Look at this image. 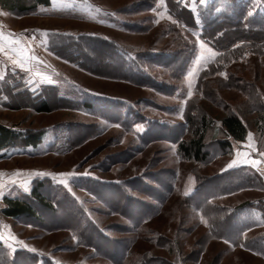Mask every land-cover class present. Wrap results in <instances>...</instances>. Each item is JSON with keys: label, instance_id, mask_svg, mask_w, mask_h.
I'll return each instance as SVG.
<instances>
[{"label": "rangeland", "instance_id": "rangeland-1", "mask_svg": "<svg viewBox=\"0 0 264 264\" xmlns=\"http://www.w3.org/2000/svg\"><path fill=\"white\" fill-rule=\"evenodd\" d=\"M178 1L196 16L212 5L233 3ZM244 2L248 15H264V0L235 4ZM10 15L4 18L21 34V58L0 55V124L40 132L41 142L1 151L0 264H116L123 247L129 251L126 264L142 254L177 264H264L247 247L252 228L250 238L258 237L254 241L263 249L253 252L264 257V127L259 132V114L250 110L256 91L264 103V53L232 60L200 39V28L178 24L165 0H50ZM207 49L216 55L205 64L201 53L207 55ZM115 68L138 71L135 76L150 86L111 77ZM245 83L252 86L250 97L240 90ZM43 102L49 112L37 111ZM227 109L248 130L243 141L229 139L224 153L212 138ZM200 110L214 123L203 163L180 154L171 140L178 134L190 138L185 117ZM249 154L260 156L259 167L243 162ZM233 160L238 163L227 167ZM247 167L256 176L253 187L211 199L233 210L232 225L243 222V231L232 233L241 243L209 238L207 218L186 197L202 178ZM39 180L43 193L62 206L52 213L34 204L37 218L2 215L4 196H26ZM118 189L154 208L141 226L115 212L122 207ZM156 189L164 193L163 203L151 197ZM106 239L116 241L118 255L103 250Z\"/></svg>", "mask_w": 264, "mask_h": 264}, {"label": "trees", "instance_id": "trees-1", "mask_svg": "<svg viewBox=\"0 0 264 264\" xmlns=\"http://www.w3.org/2000/svg\"><path fill=\"white\" fill-rule=\"evenodd\" d=\"M235 1L237 0H226V2L233 3H225L223 7L219 4L212 5V7L206 9L204 12L198 13L196 16L191 9L181 5L178 0H165L169 14L178 24L186 28H200V39L207 42L215 50L229 55L232 60L246 52L264 53V15L262 16V14H259L256 18L254 17L256 13L248 15L246 2H244L245 4H235ZM0 4L10 11L24 13L35 9L39 5L48 6L50 0H0ZM104 44L107 45L108 43ZM107 47H112V44H108ZM166 59L175 60L176 58L174 56H167ZM118 66L120 67V65ZM133 70L115 68V72L112 73L111 77L126 80L138 85L150 86L146 80L137 77L138 75L135 76V73L138 71ZM140 72L141 70L139 73ZM206 75L205 70L202 72L200 79L204 78ZM226 79L227 81L232 80L231 73H226ZM244 85L245 86L241 87L240 90L243 91L245 96L250 97L249 92L247 93V87L251 88L252 86L247 83ZM255 95L257 97H251L250 99V110L258 112L259 114L255 119V125H257L260 132L264 127L261 125V123H264V103L260 101L257 91ZM37 111L49 112L50 107L47 102H43L38 107ZM185 120L186 131L190 132V138L182 139L179 134L173 135L171 140L176 143L177 151L195 162L203 163L208 161L210 151L207 149V142L205 140L210 129L214 126L213 119H210L208 115L200 110L198 115L185 117ZM219 121L220 126L213 128L214 136L212 141L213 144L225 153V150L230 148L232 144L229 139L233 141H243L247 135L248 128L237 112L228 109L219 117ZM220 135L222 136L220 137ZM40 142V132L17 131L16 129L0 124V158L2 156L1 151L10 146L23 145L35 147ZM244 169V172L242 168H239L215 174L212 177L202 178L197 182L194 192L186 197L185 201L187 205L199 210L201 215L207 218L209 223V238L232 240V243L235 245L241 243L236 241V238H234L235 235L233 234L232 236V233L242 232V228L245 227L243 222L238 225H232L231 223L234 221L233 210L227 207L216 206L211 202V199L220 194H227L242 188L253 187V178L256 176L252 175L254 173L249 167ZM44 186V182L39 180L32 185L29 194L26 196H4V207L1 209L2 215L12 218H37L34 204L52 213L55 212L57 210V205L62 206L63 202L58 200L55 203L47 197L42 190ZM163 187L165 190L167 187L171 189L170 185H164ZM118 190L121 193L119 204H121L122 207H115V212L130 218L134 222L133 225L136 227L141 226L155 211L154 208H152L151 204L134 199L132 195L127 194L124 190ZM151 197L154 201L160 203L166 200L164 193L158 190L154 192ZM196 197L198 199H195ZM242 207L244 206L242 205ZM218 226L223 227L220 228ZM248 226L249 225H247V227ZM254 240L258 241V237L247 238V247L255 252L263 251V249L258 248L259 246H257V242ZM115 242H111L108 239L104 240V242H102L103 250L105 251V249H107L108 252L118 255L119 253L117 252ZM110 243L112 244L108 246ZM167 243L168 242H164V244ZM170 244L173 243L171 242ZM170 247L172 248V246ZM95 248L98 247L96 246ZM128 255L129 251L127 252V248L123 247L120 253V260L116 264H126L125 262ZM132 264H177V261L168 260L164 257L161 259H153L151 256L147 257L142 254L137 256Z\"/></svg>", "mask_w": 264, "mask_h": 264}, {"label": "crops", "instance_id": "crops-1", "mask_svg": "<svg viewBox=\"0 0 264 264\" xmlns=\"http://www.w3.org/2000/svg\"><path fill=\"white\" fill-rule=\"evenodd\" d=\"M10 13H12V11L8 10L7 8H4L0 4V32L3 33V39L0 40V44L3 45V51H0V55L6 57L7 59L9 58L12 61V59H16L17 60V58H21V54H20V51H19V46L22 43L21 42L22 40H21V34L18 33L19 31H13V29L11 27V24L8 23L7 20L5 19V18H7L8 20L10 19L9 18L11 16ZM35 35H36V39H37V37H38L37 32H35ZM18 41H20V42H18ZM27 53L28 54L30 53V48H29V50L27 49ZM22 62H26V60H22ZM251 150L253 152L255 151V149L253 147H252ZM250 155L251 154H249V158H247V160L251 161V162L247 163V165L248 164L249 165L252 164L254 166H258L259 167L260 156H254L252 158V156H250ZM263 179H264V176H263ZM262 227L263 226L260 225V226H256V227H253V228H262ZM252 230H254V229L251 228V229L247 230V236H250V237L253 236V234H249L248 233V232H250ZM251 254H255V256H260V258L264 259L263 256H261L260 254L255 253L253 251H252Z\"/></svg>", "mask_w": 264, "mask_h": 264}, {"label": "snow or ice", "instance_id": "snow-or-ice-1", "mask_svg": "<svg viewBox=\"0 0 264 264\" xmlns=\"http://www.w3.org/2000/svg\"><path fill=\"white\" fill-rule=\"evenodd\" d=\"M200 2H201V3H204V0H200ZM44 35H47V34L44 33ZM2 39H3V33L0 32V40H2ZM201 48H204V45H203V44H201ZM0 51H3V45H2V44H0ZM215 55H216L215 52H213L211 49H207V55H205V53L202 52V53H201V59H202L203 62L206 64L209 60H211L212 58H214ZM14 63H15V61H14ZM20 66H21V67H24L23 64H21ZM221 74L223 75V73H221ZM189 75L191 76L192 73H189ZM0 79H3V77L0 76ZM189 87H191V85H189ZM190 95H191V91H189V96H190ZM249 137L251 138V134H249ZM238 155H239V153H238ZM261 155H264V153H261ZM243 162H244V163H249V162H251V161L245 160V161H243ZM237 163H238L237 160H233V161L231 162V164H229L227 167H232L233 165H235V164H237ZM0 175H2V174H0ZM57 175L60 176L61 178H64V177H70V176H72L73 174H72V173H59V174H57ZM60 182L63 183L66 187L68 186V182H67L66 179H61ZM187 194H188V193L186 192L185 195H187ZM202 219H203V217H202ZM21 243H22V242H21ZM33 251H35V250L33 249Z\"/></svg>", "mask_w": 264, "mask_h": 264}]
</instances>
